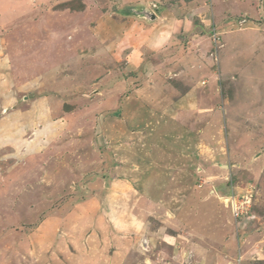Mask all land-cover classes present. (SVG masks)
I'll return each mask as SVG.
<instances>
[{"label":"rangeland","instance_id":"obj_1","mask_svg":"<svg viewBox=\"0 0 264 264\" xmlns=\"http://www.w3.org/2000/svg\"><path fill=\"white\" fill-rule=\"evenodd\" d=\"M228 263L264 264V0H0V264Z\"/></svg>","mask_w":264,"mask_h":264},{"label":"crops","instance_id":"obj_2","mask_svg":"<svg viewBox=\"0 0 264 264\" xmlns=\"http://www.w3.org/2000/svg\"><path fill=\"white\" fill-rule=\"evenodd\" d=\"M232 16V15H231ZM230 16V17H231ZM242 19V21H240V22H238V23H240V25H245V23L247 22L246 20H244V18H241ZM217 199H220V201H222V200H224V198L222 199V198H220L219 196H218V198ZM223 202V201H222ZM225 204V203H224ZM224 207V206H223ZM225 208V207H224ZM214 236L215 237H217V234H214ZM213 237L212 236H210L208 239V241L213 245V244H215L216 246L217 245H219V240H215V239H212ZM221 248V250H223L224 251V249L226 250V247L225 248H223L222 246L220 247ZM229 264V263H228Z\"/></svg>","mask_w":264,"mask_h":264},{"label":"built area","instance_id":"obj_3","mask_svg":"<svg viewBox=\"0 0 264 264\" xmlns=\"http://www.w3.org/2000/svg\"><path fill=\"white\" fill-rule=\"evenodd\" d=\"M234 205V204H233ZM232 209H233V213H236L237 210H236V207L235 206H232Z\"/></svg>","mask_w":264,"mask_h":264},{"label":"clouds","instance_id":"obj_4","mask_svg":"<svg viewBox=\"0 0 264 264\" xmlns=\"http://www.w3.org/2000/svg\"><path fill=\"white\" fill-rule=\"evenodd\" d=\"M245 20V19H244Z\"/></svg>","mask_w":264,"mask_h":264}]
</instances>
